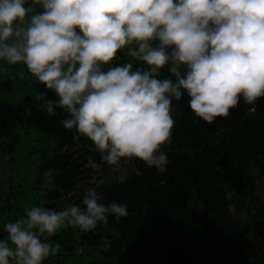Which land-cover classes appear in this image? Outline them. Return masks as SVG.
I'll return each mask as SVG.
<instances>
[{
  "label": "clouds",
  "instance_id": "1",
  "mask_svg": "<svg viewBox=\"0 0 264 264\" xmlns=\"http://www.w3.org/2000/svg\"><path fill=\"white\" fill-rule=\"evenodd\" d=\"M121 52L131 60L116 66ZM0 61L26 65L54 92L58 100L37 97L46 113H67L63 127L89 139L113 171L138 159L162 174L174 102L186 95L212 124L241 99L264 98V0H0ZM25 211L4 225L0 264H44L61 250L50 239L59 230L94 232L129 215L92 187L79 204Z\"/></svg>",
  "mask_w": 264,
  "mask_h": 264
},
{
  "label": "trees",
  "instance_id": "2",
  "mask_svg": "<svg viewBox=\"0 0 264 264\" xmlns=\"http://www.w3.org/2000/svg\"><path fill=\"white\" fill-rule=\"evenodd\" d=\"M129 60L121 52L115 65ZM0 65V239L27 208L62 210L92 187L102 203H126L129 215L109 216L94 232L59 230L50 239L61 250L44 264H264V98L241 99L209 124L185 95L162 148L166 171L136 159L115 172L89 139L63 127L67 113H46L39 93L58 97L26 65Z\"/></svg>",
  "mask_w": 264,
  "mask_h": 264
},
{
  "label": "rangeland",
  "instance_id": "3",
  "mask_svg": "<svg viewBox=\"0 0 264 264\" xmlns=\"http://www.w3.org/2000/svg\"><path fill=\"white\" fill-rule=\"evenodd\" d=\"M2 61H0V63H1Z\"/></svg>",
  "mask_w": 264,
  "mask_h": 264
}]
</instances>
